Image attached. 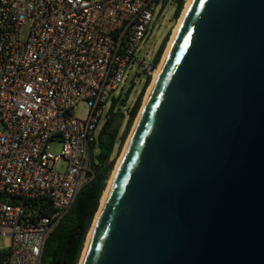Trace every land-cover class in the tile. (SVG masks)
Returning a JSON list of instances; mask_svg holds the SVG:
<instances>
[{
    "label": "water",
    "instance_id": "95a60500",
    "mask_svg": "<svg viewBox=\"0 0 264 264\" xmlns=\"http://www.w3.org/2000/svg\"><path fill=\"white\" fill-rule=\"evenodd\" d=\"M79 264H264V0H192Z\"/></svg>",
    "mask_w": 264,
    "mask_h": 264
},
{
    "label": "built area",
    "instance_id": "2783aa9c",
    "mask_svg": "<svg viewBox=\"0 0 264 264\" xmlns=\"http://www.w3.org/2000/svg\"><path fill=\"white\" fill-rule=\"evenodd\" d=\"M172 1L0 0V236L10 240L0 264H41L48 236L93 177L89 147L106 103L127 69L155 71L139 47Z\"/></svg>",
    "mask_w": 264,
    "mask_h": 264
},
{
    "label": "trees",
    "instance_id": "16d2710c",
    "mask_svg": "<svg viewBox=\"0 0 264 264\" xmlns=\"http://www.w3.org/2000/svg\"><path fill=\"white\" fill-rule=\"evenodd\" d=\"M172 4L174 9L171 20L174 22L179 18L185 0H173ZM167 41L168 33L153 54V69L158 66ZM143 81L141 91L126 111L115 107L117 104L124 106L128 100V94L124 98L117 97L110 100L105 122L96 140L89 147L90 170L93 177L81 187L69 210L48 236L44 244L41 264H79L91 224L114 169L116 155L122 150L133 126L151 76L145 75ZM95 148H97V154H93Z\"/></svg>",
    "mask_w": 264,
    "mask_h": 264
},
{
    "label": "rangeland",
    "instance_id": "374dc122",
    "mask_svg": "<svg viewBox=\"0 0 264 264\" xmlns=\"http://www.w3.org/2000/svg\"><path fill=\"white\" fill-rule=\"evenodd\" d=\"M188 0H185V4H184V7H183V10L181 11V14L179 16V18L172 22L171 20V15H172V12H173V4L170 3L168 6H166L165 10L163 11L162 13V16L159 17L157 19V21L155 20L152 25H153V28H152V33H151V38L144 42L143 44L140 45L139 47V53L141 56L145 57L147 60H150V58L153 57V54L154 52L157 50L161 40L163 39V37L168 33V41L166 43V46H165V49L163 51V54H162V57H161V60L158 64V66L156 67V71L157 69L159 68L161 62H162V59L164 57V54H165V51L168 47V44L170 43L171 41V38L174 34V30H175V27L177 26L180 18H181V15L183 13V11L185 10V7H186V4H187ZM156 73V72H155ZM155 73H153L155 75ZM125 74L127 75V79L125 81H123L121 83V89L117 90L116 93L114 94V97L115 98H124V96L126 94H128V100L126 101V103L124 104V106H121L120 104H117L116 105V109H121L122 111H126L127 109H129L134 100L136 99L137 95L139 94V92L141 91L142 89V86H143V79H144V76L141 74V71L139 69V67H137L136 65L132 67V69H127ZM151 75V81L150 83L148 84V86L145 88V91H144V94H143V100H142V105L145 103V99H146V94H147V91L149 89V87L151 86L153 80H154V75ZM142 105L140 107V110L134 120V123H133V126L127 136V139L122 147V150L119 151V153L116 155V162H115V165H114V169L116 168V164L118 162V160L120 159L121 155L123 154V151L125 149V146H126V143L130 137V134L134 128V125H135V122L137 120V117L141 111V108H142ZM110 106V101H108L106 103V109ZM86 112H87V105L85 102H80L78 105H77V108H76V111H75V117L78 118V119H84L86 117ZM50 152L54 155H58L59 152H60V146L58 144H54L52 146H50ZM93 154H97V148H95L93 150ZM64 167V163L63 162H60V163H57L55 165V169L56 170H62ZM113 169V171H114ZM113 171L111 173V176H110V179L112 177V174H113ZM110 179L107 183V186L110 182ZM107 188V187H106ZM105 192V191H104ZM104 195V193H103ZM101 204V203H100ZM95 219V218H94ZM94 219H93V222H94ZM93 222L91 224V227H90V231L92 229V226H93ZM90 231H89V234H90ZM88 234V236H89ZM88 238V237H87ZM10 246V240L6 237H2L0 236V249H5V248H8ZM84 250V249H83Z\"/></svg>",
    "mask_w": 264,
    "mask_h": 264
},
{
    "label": "bare ground",
    "instance_id": "6f19581e",
    "mask_svg": "<svg viewBox=\"0 0 264 264\" xmlns=\"http://www.w3.org/2000/svg\"><path fill=\"white\" fill-rule=\"evenodd\" d=\"M191 2H192V0H188V2H187V4H186V7H185V10L183 11V13H182V15H181V18H180V20H179L177 26L175 27L174 34H173V36H172V38H171L170 43L168 44V47H167V49H166V51H165L164 57H163V59H162V62H161V64H160L159 68L157 69V71H156V69H155V71H154V73L156 72L155 75L153 74V75H154V80H153L151 86L149 87V89H148V91H147L145 101L147 100V98H148V96H149V94H150V92H151V90H152V87H153L154 82H155V80H156V78H157V76H158V73H159V71H160V69H161V66H162V64H163V62H164V60H165V58H166V55H167V53H168V51H169V49H170V47H171V45H172V43H173V41H174V38H175V36H176V34H177V32H178V29H179V27H180V25H181V23H182V20H183L185 14H186L187 9L189 8ZM140 112H141V111H140ZM139 115H140V113H139ZM139 115H138V116H139ZM137 119H138V117H137ZM136 121H137V120H136ZM120 159H121V157H120ZM120 159L118 160V162H117V164H116V168H117V166H118V164H119V162H120ZM116 168L114 169L113 174H112V177H111V179H110V182H109V184H108V186H107V188H106V190H105V192H104V195L102 196L101 204H100L99 209H98V211H97V214H96V216H95V219H94V222H93L92 229H93L94 224H95V222H96L97 216H98V214H99L100 208H101V206H102V203H103V201H104V198H105V196H106V193H107V191H108V188H109V186H110V184H111V181H112V178H113V176H114V173H115ZM92 229H91V231H90V234H89V236H88V238H87V240H86L84 246L87 245L88 240L90 239ZM84 248H85V247H84ZM83 251H84V250H83ZM80 258H81V257H80Z\"/></svg>",
    "mask_w": 264,
    "mask_h": 264
}]
</instances>
